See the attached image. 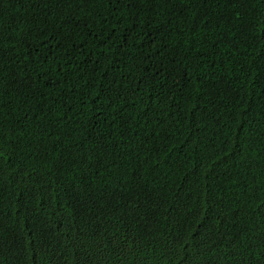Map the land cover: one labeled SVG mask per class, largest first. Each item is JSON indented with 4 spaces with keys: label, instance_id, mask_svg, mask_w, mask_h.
<instances>
[{
    "label": "trees",
    "instance_id": "trees-1",
    "mask_svg": "<svg viewBox=\"0 0 264 264\" xmlns=\"http://www.w3.org/2000/svg\"><path fill=\"white\" fill-rule=\"evenodd\" d=\"M0 264H264V0H0Z\"/></svg>",
    "mask_w": 264,
    "mask_h": 264
}]
</instances>
